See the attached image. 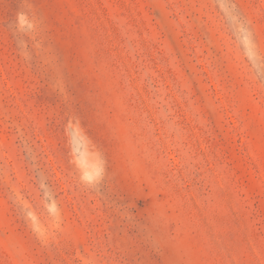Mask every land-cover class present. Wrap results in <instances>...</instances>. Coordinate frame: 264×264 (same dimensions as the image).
I'll use <instances>...</instances> for the list:
<instances>
[{
    "label": "rangeland",
    "instance_id": "1",
    "mask_svg": "<svg viewBox=\"0 0 264 264\" xmlns=\"http://www.w3.org/2000/svg\"><path fill=\"white\" fill-rule=\"evenodd\" d=\"M0 264H264V0H0Z\"/></svg>",
    "mask_w": 264,
    "mask_h": 264
}]
</instances>
